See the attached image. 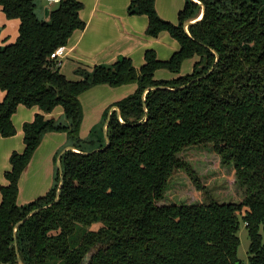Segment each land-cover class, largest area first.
Instances as JSON below:
<instances>
[{
	"label": "trees",
	"instance_id": "trees-1",
	"mask_svg": "<svg viewBox=\"0 0 264 264\" xmlns=\"http://www.w3.org/2000/svg\"><path fill=\"white\" fill-rule=\"evenodd\" d=\"M0 6L7 19L20 20L16 40L0 46V136L15 135L11 117L18 106L41 111L23 125L24 150L10 155L3 173L0 264H243L240 226L249 238L247 264H264L263 0H186L176 24L159 17L155 0H133L127 14L145 15L146 34L166 32L179 49L167 60L146 50L139 70L123 56L110 65L77 68L75 81L50 55L83 30V5L62 0L47 20L36 16V0H0ZM194 57L187 75L154 78L158 70L178 74ZM101 84L137 87L104 112L108 145L105 138L85 151L83 144L95 141L79 138L78 97ZM57 107L67 124L44 118ZM111 107L121 120L117 111L108 116ZM50 132L67 133L79 152L62 153L61 173L48 193L18 205L22 172ZM200 146L232 166L242 201H166L178 171L205 190L180 157Z\"/></svg>",
	"mask_w": 264,
	"mask_h": 264
},
{
	"label": "crops",
	"instance_id": "crops-1",
	"mask_svg": "<svg viewBox=\"0 0 264 264\" xmlns=\"http://www.w3.org/2000/svg\"><path fill=\"white\" fill-rule=\"evenodd\" d=\"M83 6L78 16L84 21L82 31H75L64 49L58 51L61 73L69 80H79L76 75L77 68L90 70L95 65H110L118 57L129 58L132 66L139 70L144 63L146 50H154L159 60H167L171 54L176 52L179 45L175 39L163 32L157 37H149L146 34L148 18L145 15H128L127 8L133 0H77ZM186 0H155V11L165 21L175 22L178 12L183 8ZM46 6L41 10L44 20L51 10ZM37 16V14H36ZM176 19V20H175ZM20 20L17 18L7 19L0 6V46L12 44L18 37ZM10 37L11 39H8ZM196 57L188 59L181 64V70L189 65L190 73ZM181 70L178 74L162 73L158 70L154 73L155 79H171L176 76H183ZM187 75V74H186ZM137 84H128L117 88L101 84L95 86L78 97L83 110L82 124L79 130V138L85 140L86 132L92 122H98L108 107L120 99L132 94ZM116 91H127L122 98L117 99ZM5 92L0 89V102L4 99ZM112 108V107H111ZM109 109V111L111 110ZM108 111V113H109ZM41 113L37 107L31 109L20 105L11 121L16 128L12 137L0 136V187L7 181L3 173L10 169L9 159L13 152L24 150L23 125L32 122L35 114ZM86 114L90 115V122L86 121ZM64 117L60 107L55 108L50 114H44L45 119L54 118L62 121ZM66 121V120H65ZM66 121L65 124H67ZM106 123H104L105 132ZM103 132V134H104ZM105 139V137H104ZM95 147V146H94ZM73 148L70 138L65 132H50L41 137V141L33 158L22 172L18 183V205H26L33 202L49 192L55 184L59 162L62 153ZM94 149V148H92ZM83 150H88L84 148ZM1 201V192H0Z\"/></svg>",
	"mask_w": 264,
	"mask_h": 264
},
{
	"label": "rangeland",
	"instance_id": "rangeland-1",
	"mask_svg": "<svg viewBox=\"0 0 264 264\" xmlns=\"http://www.w3.org/2000/svg\"><path fill=\"white\" fill-rule=\"evenodd\" d=\"M198 2V0H194ZM264 1V0H263ZM45 0H36L35 13L37 17L43 19L41 15V10L46 7ZM54 8V7H53ZM176 20V19H175ZM168 21V20H167ZM177 20L174 22L176 24ZM169 22V21H168ZM173 23V22H172ZM187 29V27H186ZM8 39H11L8 37ZM197 58V57H196ZM198 59V58H197ZM190 71L188 65L184 66L181 70L180 75H186ZM167 72L161 70L158 75ZM127 91H116L117 99L126 96ZM88 125L90 122V115L86 114ZM61 122L66 123L63 117ZM89 126V131L86 132V137L88 141H95L93 143L83 144V148H97V141L104 139V121L101 120L100 123L92 122ZM105 133V132H104ZM106 138V137H105ZM95 146V147H94ZM180 157L189 164L190 168L195 171L199 179L201 186L205 187L204 191H199L197 187L193 184V181L188 176L185 171L176 172L169 181L168 190L166 193L167 202H185L188 204L196 202H204L205 198L209 196L216 199L218 202H240L244 198V189L238 186L235 182L234 169L231 165L222 166L219 161V157L212 152L210 146H200V147H190L181 152ZM209 199V198H208ZM98 226L94 225L92 228L96 229ZM238 239H240V244L237 249V256L242 261L243 264H247V247L249 244V238H247L246 229L244 226H240L238 231Z\"/></svg>",
	"mask_w": 264,
	"mask_h": 264
},
{
	"label": "built area",
	"instance_id": "built-area-1",
	"mask_svg": "<svg viewBox=\"0 0 264 264\" xmlns=\"http://www.w3.org/2000/svg\"><path fill=\"white\" fill-rule=\"evenodd\" d=\"M62 0H45L46 2V5L49 6L50 8H53L55 7L56 5H58ZM50 58L51 59H58V51L55 50V52H53L51 55H50ZM112 111H117V109L115 107H112L111 110ZM119 120H121L119 117H118Z\"/></svg>",
	"mask_w": 264,
	"mask_h": 264
},
{
	"label": "water",
	"instance_id": "water-1",
	"mask_svg": "<svg viewBox=\"0 0 264 264\" xmlns=\"http://www.w3.org/2000/svg\"><path fill=\"white\" fill-rule=\"evenodd\" d=\"M201 13H202V15H201V17L203 16V8H202V10H201ZM191 22V21H190ZM190 22H187L186 24H184V29H185V31H186V27H187V25L190 23ZM117 109V108H116ZM111 114V111H109V113H108V116ZM117 117H119V111H118V109H117ZM104 136L106 137V127H105V133H104ZM106 141H107V143H106V145H105V147L108 145V137H106ZM70 150H73L74 151V149H70ZM58 169H59V172L61 173V165H60V162H59V166H58ZM62 181H63V178H62V176L60 177V182H59V187L61 186V184H62ZM58 187V188H59ZM57 191H58V189H57ZM59 193V191L57 192V194ZM81 264H87V261L86 260H84Z\"/></svg>",
	"mask_w": 264,
	"mask_h": 264
}]
</instances>
